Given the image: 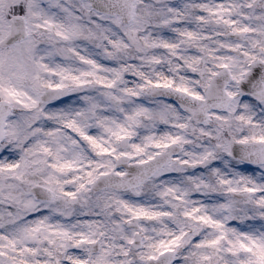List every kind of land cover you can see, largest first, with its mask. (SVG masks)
<instances>
[{
  "label": "snow or ice",
  "instance_id": "1",
  "mask_svg": "<svg viewBox=\"0 0 264 264\" xmlns=\"http://www.w3.org/2000/svg\"><path fill=\"white\" fill-rule=\"evenodd\" d=\"M0 264H264V0H0Z\"/></svg>",
  "mask_w": 264,
  "mask_h": 264
}]
</instances>
